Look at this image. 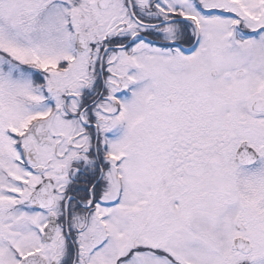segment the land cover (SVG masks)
<instances>
[{"label": "snow or ice", "instance_id": "obj_1", "mask_svg": "<svg viewBox=\"0 0 264 264\" xmlns=\"http://www.w3.org/2000/svg\"><path fill=\"white\" fill-rule=\"evenodd\" d=\"M0 264H264V0H0Z\"/></svg>", "mask_w": 264, "mask_h": 264}]
</instances>
